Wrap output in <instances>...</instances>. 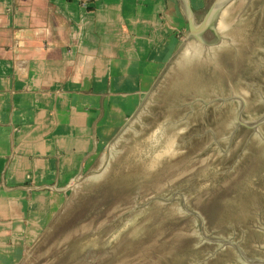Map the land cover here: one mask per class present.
<instances>
[{
  "label": "rangeland",
  "instance_id": "rangeland-1",
  "mask_svg": "<svg viewBox=\"0 0 264 264\" xmlns=\"http://www.w3.org/2000/svg\"><path fill=\"white\" fill-rule=\"evenodd\" d=\"M153 79L19 264H211L264 181V0Z\"/></svg>",
  "mask_w": 264,
  "mask_h": 264
},
{
  "label": "crops",
  "instance_id": "crops-1",
  "mask_svg": "<svg viewBox=\"0 0 264 264\" xmlns=\"http://www.w3.org/2000/svg\"><path fill=\"white\" fill-rule=\"evenodd\" d=\"M188 29L181 0H0V264L28 255Z\"/></svg>",
  "mask_w": 264,
  "mask_h": 264
},
{
  "label": "water",
  "instance_id": "water-1",
  "mask_svg": "<svg viewBox=\"0 0 264 264\" xmlns=\"http://www.w3.org/2000/svg\"><path fill=\"white\" fill-rule=\"evenodd\" d=\"M188 35L172 56L176 58L191 41H205L215 34L223 12L236 0H213L202 19L195 17L191 0H181ZM211 264H264V181L248 199Z\"/></svg>",
  "mask_w": 264,
  "mask_h": 264
},
{
  "label": "bare ground",
  "instance_id": "bare-ground-1",
  "mask_svg": "<svg viewBox=\"0 0 264 264\" xmlns=\"http://www.w3.org/2000/svg\"><path fill=\"white\" fill-rule=\"evenodd\" d=\"M224 122H225V121H224ZM218 124H219V123H218ZM167 177H168V176H167ZM174 177H175V176H174ZM174 177H173V178H174ZM160 182H161V181H160ZM161 183H162V182H161Z\"/></svg>",
  "mask_w": 264,
  "mask_h": 264
}]
</instances>
